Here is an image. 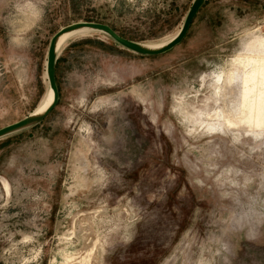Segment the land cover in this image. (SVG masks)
I'll return each mask as SVG.
<instances>
[{
    "label": "rangeland",
    "instance_id": "374dc122",
    "mask_svg": "<svg viewBox=\"0 0 264 264\" xmlns=\"http://www.w3.org/2000/svg\"><path fill=\"white\" fill-rule=\"evenodd\" d=\"M192 1L0 0V127L45 98L61 27L159 43ZM253 34L264 0H207L158 55L70 38L56 107L0 138V264H264V125L241 119L237 93Z\"/></svg>",
    "mask_w": 264,
    "mask_h": 264
},
{
    "label": "water",
    "instance_id": "95a60500",
    "mask_svg": "<svg viewBox=\"0 0 264 264\" xmlns=\"http://www.w3.org/2000/svg\"><path fill=\"white\" fill-rule=\"evenodd\" d=\"M207 0H193L185 17L183 20V23L176 33L174 37H172L167 42L152 46L145 42H141L138 40H134L131 38H128L122 34H120L115 28H113L110 24L95 20H84V21H76L70 24H67L63 27H61L58 31H56L53 36L50 39V43L48 46L47 51V60H46V76L48 79V83L50 86V89L53 93V98L50 104L42 111L39 112H31L30 114L26 115L25 117L9 123L5 126L0 127V138L7 136L9 134H12L14 132L20 131L22 129H25L27 127L36 125L40 123L58 104L59 98H60V91L59 86L57 82V76H56V63L58 59V42L61 36L68 31L88 26L95 30L102 31L110 35L117 43L120 45L134 51L140 54L144 55H158L165 53L175 46H177L181 41L184 39L186 34L188 33L191 24L199 12L200 8L203 6V4Z\"/></svg>",
    "mask_w": 264,
    "mask_h": 264
},
{
    "label": "bare ground",
    "instance_id": "6f19581e",
    "mask_svg": "<svg viewBox=\"0 0 264 264\" xmlns=\"http://www.w3.org/2000/svg\"><path fill=\"white\" fill-rule=\"evenodd\" d=\"M92 30H95V29H93L91 27H88V26H83V27H80V28L65 32L61 36V38L59 39L58 46H57L58 52L60 51V49L64 46V44L70 38H72V37H74L76 35H79V34L88 33V32H90ZM175 35H176V33L173 34L172 36L162 40L159 43H147V44L152 45V46L161 45V44L167 42L168 40H170ZM250 38H251V40H249V42H248L245 54L242 55V56H239V58H238L239 64L242 65L243 68H244V70L242 69L243 70L242 73L240 75H238L239 76L238 78H239V81H240V88H239L240 91L237 92L239 94V96H240V102H238L239 103L238 113H240V116L242 117L241 119H243V120L246 119L248 124H250L252 126L253 125L254 126H259L261 124L264 125V35H254L253 34V35H251ZM45 75H46V73H45ZM223 76H224L223 74H218L217 75V84H221L222 83ZM230 76H231V74H230ZM46 78H47V76H46ZM47 82H48V79H47ZM52 98H53V93H52V90L50 89V86H49V83H48V89H47V92H46V96L41 101V103H39V105L35 108L34 111L35 112H39V111L44 110L50 104V102L52 101ZM223 115H225V113ZM241 119L238 120V123H239V121L241 122ZM225 120L227 122L224 123V126H228L230 121L227 118H225ZM217 122H219V121H217ZM235 123L236 122H234L232 124H235ZM230 125H231V123H230ZM225 128H227V127H225ZM73 154H74V152H73ZM73 156H75V155H73ZM74 159H76V158L74 157ZM78 169H79V167H78ZM71 189H73V187H71ZM82 225H84V224H82ZM92 251H93V249H91V251L87 254V256H90L92 254ZM89 260L90 259L87 258V262L85 264H88Z\"/></svg>",
    "mask_w": 264,
    "mask_h": 264
},
{
    "label": "trees",
    "instance_id": "16d2710c",
    "mask_svg": "<svg viewBox=\"0 0 264 264\" xmlns=\"http://www.w3.org/2000/svg\"><path fill=\"white\" fill-rule=\"evenodd\" d=\"M186 35H187V34H186ZM185 37H186V36H185ZM185 37H184V38H185ZM181 42H182V41H181ZM57 62H58V60H57ZM56 67H57V63H56ZM56 76H57V75H56Z\"/></svg>",
    "mask_w": 264,
    "mask_h": 264
}]
</instances>
